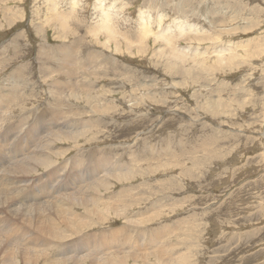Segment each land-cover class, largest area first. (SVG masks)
<instances>
[{
    "label": "rangeland",
    "instance_id": "1",
    "mask_svg": "<svg viewBox=\"0 0 264 264\" xmlns=\"http://www.w3.org/2000/svg\"><path fill=\"white\" fill-rule=\"evenodd\" d=\"M145 22L151 32L141 40ZM180 23L192 26L184 36L156 37ZM72 64V73L60 70ZM0 109V164L13 167L9 175L22 161L36 167L31 155L49 154V131L36 136L49 127L53 139L75 135L68 129L86 135L50 144L60 162L37 166L28 176L36 182L60 172L59 187L75 175L97 180L111 160L132 172L110 177L109 193L87 203L86 233L30 244L52 247L39 264L60 255L68 262L56 264H74L110 229L108 240L124 246L83 264H264V0H0ZM30 180L15 203L32 202L40 185L29 188ZM75 213L84 216L82 206ZM4 214L0 230L32 235Z\"/></svg>",
    "mask_w": 264,
    "mask_h": 264
},
{
    "label": "bare ground",
    "instance_id": "2",
    "mask_svg": "<svg viewBox=\"0 0 264 264\" xmlns=\"http://www.w3.org/2000/svg\"><path fill=\"white\" fill-rule=\"evenodd\" d=\"M65 13H68L69 16L71 15L70 12H65ZM146 16H148V15L146 14ZM110 17H111V15L107 18H110ZM140 20H142V19H140ZM147 20H149V19H147ZM58 21H59V17H58ZM66 21H65V23H62V24H64V30H66V28H67V24H66L67 22ZM102 21H103V19H102ZM105 22L103 21V23L101 24L100 27H104V28L107 27V23H105ZM108 25H110V24H108ZM144 25H146L147 27L142 31L143 34H142V37H140L141 40H143L151 32V30L148 27V25L146 24V22ZM96 28H98V27H96ZM172 28H173L172 26L167 27L165 31H163L159 36H156V37L157 38H163L167 43H169L170 41L172 42V37L174 38V41H175V39H177L181 36H184V34L187 33V31L191 30L192 26L187 24V23H180L174 27V30ZM142 29H143V27H142ZM102 30H103V28H102ZM93 32H94V30H93ZM113 33H114V31H113ZM110 34H111V31H110ZM116 46H117V44H116ZM222 51L223 50H218L216 52L218 54L217 56H220V54H221L220 52H222ZM74 68H75V66L72 64L71 67L61 66L60 70L62 72H66V73H72ZM89 83H91V82H89ZM91 86H93L92 83H91ZM8 101H9V98H8ZM11 101H14V99H12ZM22 113H24V112H22ZM0 115H2V113ZM58 115L56 116L55 120L57 119ZM62 116H60V117L62 118ZM64 117H65V115H64ZM1 120H3V118H1L0 121ZM65 123L66 122L64 120L63 125H65ZM2 124H4V123L2 122ZM82 127H87V126L85 124H83ZM6 128H7V126H6ZM0 129H1V127H0ZM58 129H64V127L58 128ZM47 130L49 131V135H45V136H46V140L48 142H46V144H44L43 147L46 149V151L47 150L50 151L49 154H48V151H47V153L44 151V153L39 152V153H35V154L30 156L32 159H34V160L36 159L37 166H41L43 168H50L53 165L58 164V162H60V161L53 160L54 157L59 156L58 155L59 153L51 150L50 144H52L54 141H60V142L61 141L62 142L74 141L73 144H77L76 140L80 139L79 137L82 138L86 135L83 133H77L76 130L68 129L70 133H72V134L74 133L75 135H67L64 133V131H63V133H61V132L56 133L55 132L56 135L55 136L53 135L54 138L56 139L55 140L52 138V134H51L52 133V127H49L48 129L44 130L43 132L37 131L36 136L38 134L41 135L44 132L47 133L46 132ZM53 130H54V128H53ZM87 138H89V136ZM26 139L27 138L24 136L21 137L22 141H24ZM1 141H2V145L6 142L4 138H2ZM85 141H86V139H85ZM38 144H39V142H38ZM43 147H41V148H43ZM11 152H12L11 154L14 155L13 149ZM62 154L63 153H60V156H62ZM22 158H24V157H22ZM22 158H20L19 161L22 160ZM13 162H15V161H13ZM24 162L25 161L21 162V164L19 165L20 166L19 169L16 171L19 174L18 176L16 174L12 176L11 174L9 175L7 173L8 171L6 169L7 168L10 169L12 172V171H14L13 167L11 168L10 166L5 165V163L0 164V212H1V214H2V212L5 213L4 215H1V216L11 218L13 221L18 222L19 223L18 226L21 227V224L24 226H27L32 231V235L24 234V235H20L17 238H13L9 232L4 231V230H0V264H20L22 260L24 261L25 264H29L30 261H32L33 263L39 264V261L41 259L47 258V251L52 249V247L51 246L43 247V246H41V244H40V246L39 245L35 246V245H30V244H33L35 241L43 242L44 239L45 240H47V239L53 240L50 242H53L56 245L57 244H63V243H60L58 241L64 240L66 238V236H68V235H66V233H68V232L70 234L77 235L76 237H78L82 232L86 233L87 231H86L85 222L87 223L88 221H90L87 219L90 216H92L91 214L94 212L91 208L92 206L89 207L87 205V203L89 201H93L91 204L94 205L97 203L98 199L104 198V197H102L104 193H105V195L107 193H109V191H110V189H112V185H113V183H112L113 181L110 177H113L116 181H120L121 178L129 179L132 176V172H130L131 169H128V171H125V168H123V167H117L116 169H113L114 164L112 163L113 161L111 160V161L103 163L100 166V175H102V176H100L99 179L94 180V179H96L95 177L97 176V174H95L93 176L91 175V176L86 177V179L82 178L83 180H76L75 179L76 175H75L74 177H68V180L65 177V179L67 181L71 182L72 185H70V183H68V184L66 183L67 185H65L63 187H61V186L59 187L60 183H62L61 182L62 179H60L61 178V176H60L61 172L59 174H57V176L55 177V179L51 183L48 181L46 182V184H44L43 181L36 182L39 179H33L35 177L31 178L28 176L31 172L35 171V168L37 166L35 167L32 163V165L30 167H28L27 163H24ZM29 162H30V160H29ZM34 164H36V163H34ZM108 169L113 171V172H107L106 174H104L102 170L107 171ZM128 172H130V173L128 174ZM26 179H27V181L32 179V180H30L28 185H26L27 187H29V188L33 187L34 184L38 183L40 185V187L41 186H47V190L46 191L40 190V187L36 189L37 191L30 190L29 192L32 195V197L28 193L27 194L29 197H31L32 202L27 201L26 203H22V202L21 203H15L14 200L19 199L20 194L25 190V187H23V184H21L20 182L24 181ZM63 181H65V180H63ZM55 183H56V185H54ZM93 183L99 184V186L93 185ZM70 186L73 187V189L71 191L67 192L66 190H68ZM89 189H92V190L89 192ZM132 193L133 192H131V195H132ZM63 195H64V198H61V196H63ZM33 197L35 199H33ZM110 198H112V197H110ZM79 206H82V208L84 209V216L82 213H81L82 215L75 213L77 210V207H79ZM63 217L66 219L64 220ZM110 230H102V231L97 232L96 233L97 237L96 238L93 237L91 242H90L91 246L89 244L82 246L78 251L79 253H77V255L74 256L75 259L77 260L76 263L74 262V264H83L81 259L87 258L89 255H96L99 257V256H101V254H104L106 251H108L110 249L113 250V248H115V249L119 248V250H120V248L123 247L124 245H121V247H117L116 244L114 243V242H117L116 240H113V241L108 240L109 235L106 232H108ZM161 231L162 230H160V232ZM90 233H92V232H90ZM162 234L163 235H161V237L164 235L165 236L167 235L165 232H163ZM117 236H119V234H117L113 239H116ZM81 239H82V237H81ZM72 242H74V241H72ZM113 243L115 244L116 247L112 246ZM169 243L170 242H168L166 245L168 246ZM131 244H132V242L130 243L129 246H131ZM147 244H150V248L153 250L156 247H158L159 241L158 242L148 241ZM136 246H138V244H136ZM133 248H136V249L142 248L143 249V246L139 245L138 247L134 246ZM110 252H111V250H110ZM114 252H115V250H114ZM116 252H118V251H116ZM149 252L150 251H148V253ZM153 253H151V254H153ZM154 254H156V253H154ZM165 254H167V253H165ZM104 255H107V254H104ZM121 257L125 258V256H121ZM143 257H145V256H143ZM67 258H69V257H67ZM67 258L62 257L60 255L58 257L55 256L54 258H50V259L56 260L55 261V264H56L57 262L59 263V261H60L59 259H63L66 262H68ZM89 258H90V256H89ZM99 258H102V257H99ZM106 258H103V260H101V263L98 262L97 258H95V261L97 260V262L93 263V264H122V258H120V257H118V258L117 257H110L107 259ZM91 259H92V261H94L93 258H91ZM91 259H89V260H91ZM179 259H180V257H179ZM71 260L72 259H70V261ZM158 260H160V259H158ZM160 261H162V260H160ZM183 261H185V260H183ZM182 263H184V262H182Z\"/></svg>",
    "mask_w": 264,
    "mask_h": 264
}]
</instances>
